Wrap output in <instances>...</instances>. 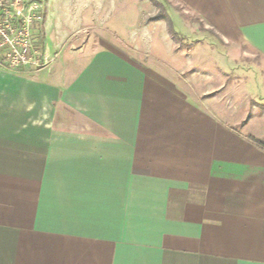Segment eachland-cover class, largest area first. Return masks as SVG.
<instances>
[{
	"label": "crops",
	"instance_id": "0c3cea01",
	"mask_svg": "<svg viewBox=\"0 0 264 264\" xmlns=\"http://www.w3.org/2000/svg\"><path fill=\"white\" fill-rule=\"evenodd\" d=\"M180 1L264 59V0ZM113 2L64 5L66 23L103 33ZM119 42L80 66L0 67V264H264L258 71L223 105Z\"/></svg>",
	"mask_w": 264,
	"mask_h": 264
},
{
	"label": "rangeland",
	"instance_id": "374dc122",
	"mask_svg": "<svg viewBox=\"0 0 264 264\" xmlns=\"http://www.w3.org/2000/svg\"><path fill=\"white\" fill-rule=\"evenodd\" d=\"M63 1L42 0L44 18L39 25L37 40L41 35L42 39L45 36L43 28L49 7L53 9L54 22L49 39L53 53L50 57L44 55L48 61L44 66L46 71L54 67L64 68L72 62L82 65L83 51L101 47L100 41L107 37L114 42L120 41L118 48L132 58L137 59V53L142 55L146 60L143 63L158 58L161 65L184 81L196 99L215 94L223 105H228L232 96L244 102L245 90L259 84L253 77L254 70L258 71L260 84L264 86V59L251 53L246 45L225 43L212 30H207L180 0H112L111 11L104 15L107 22L104 19L103 33L94 29H73L74 26L66 23L69 14L64 7L81 6L85 0H65L64 4ZM173 27L178 34L174 33ZM139 32L141 44L137 45ZM30 68L38 69L35 66Z\"/></svg>",
	"mask_w": 264,
	"mask_h": 264
},
{
	"label": "built area",
	"instance_id": "2783aa9c",
	"mask_svg": "<svg viewBox=\"0 0 264 264\" xmlns=\"http://www.w3.org/2000/svg\"><path fill=\"white\" fill-rule=\"evenodd\" d=\"M43 18L42 0H0V67L23 71L48 64L37 45Z\"/></svg>",
	"mask_w": 264,
	"mask_h": 264
},
{
	"label": "trees",
	"instance_id": "16d2710c",
	"mask_svg": "<svg viewBox=\"0 0 264 264\" xmlns=\"http://www.w3.org/2000/svg\"><path fill=\"white\" fill-rule=\"evenodd\" d=\"M171 22H172V20H171ZM173 26V25H172ZM173 29H174V27H173ZM174 31V33L175 34H178V32L174 29L173 30ZM42 36V35H41ZM40 36V38L37 40V45L39 46V47H42V44H43V39H42V37ZM260 144H262L263 146H264V142H260Z\"/></svg>",
	"mask_w": 264,
	"mask_h": 264
}]
</instances>
